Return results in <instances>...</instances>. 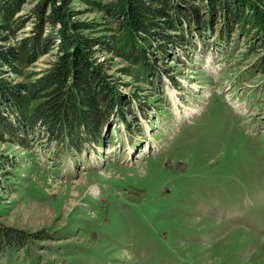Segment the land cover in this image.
<instances>
[{
	"label": "rangeland",
	"instance_id": "obj_1",
	"mask_svg": "<svg viewBox=\"0 0 264 264\" xmlns=\"http://www.w3.org/2000/svg\"><path fill=\"white\" fill-rule=\"evenodd\" d=\"M244 48L177 49L173 76L123 85L129 124L82 153L0 139L17 161L0 157V226L25 240L1 243L0 264H264V84Z\"/></svg>",
	"mask_w": 264,
	"mask_h": 264
},
{
	"label": "trees",
	"instance_id": "obj_2",
	"mask_svg": "<svg viewBox=\"0 0 264 264\" xmlns=\"http://www.w3.org/2000/svg\"><path fill=\"white\" fill-rule=\"evenodd\" d=\"M27 1L0 0V139L9 145L41 143L58 158L105 144L108 122L129 124L134 110L124 86L173 76L163 62L199 42L222 53L244 44L242 59L259 51L246 72L264 84V0H35L25 11ZM89 10L101 18L83 17ZM45 54L46 67L27 71ZM0 157L4 171L15 167L16 156ZM23 232L0 226V244L25 242Z\"/></svg>",
	"mask_w": 264,
	"mask_h": 264
}]
</instances>
